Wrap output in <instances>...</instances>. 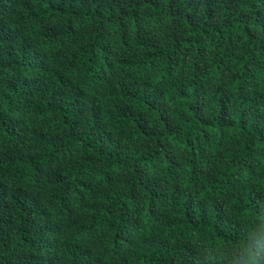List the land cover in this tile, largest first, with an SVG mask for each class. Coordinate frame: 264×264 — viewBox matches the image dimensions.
<instances>
[{
	"label": "trees",
	"instance_id": "16d2710c",
	"mask_svg": "<svg viewBox=\"0 0 264 264\" xmlns=\"http://www.w3.org/2000/svg\"><path fill=\"white\" fill-rule=\"evenodd\" d=\"M264 264V0H0V264Z\"/></svg>",
	"mask_w": 264,
	"mask_h": 264
},
{
	"label": "clouds",
	"instance_id": "9594fccd",
	"mask_svg": "<svg viewBox=\"0 0 264 264\" xmlns=\"http://www.w3.org/2000/svg\"><path fill=\"white\" fill-rule=\"evenodd\" d=\"M247 264H258V262L255 259V253L252 252L251 248L248 250Z\"/></svg>",
	"mask_w": 264,
	"mask_h": 264
}]
</instances>
